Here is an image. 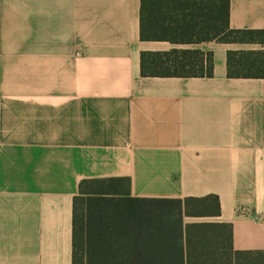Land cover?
<instances>
[{
  "label": "crops",
  "instance_id": "0c3cea01",
  "mask_svg": "<svg viewBox=\"0 0 264 264\" xmlns=\"http://www.w3.org/2000/svg\"><path fill=\"white\" fill-rule=\"evenodd\" d=\"M230 26L264 30V0H230ZM173 48L212 51L214 75L142 76V51ZM230 50L264 43L142 40L141 0H0V264H73L80 183L109 177L264 251V78L229 77ZM210 195L219 215L185 213ZM183 226L156 264L218 254Z\"/></svg>",
  "mask_w": 264,
  "mask_h": 264
},
{
  "label": "trees",
  "instance_id": "16d2710c",
  "mask_svg": "<svg viewBox=\"0 0 264 264\" xmlns=\"http://www.w3.org/2000/svg\"><path fill=\"white\" fill-rule=\"evenodd\" d=\"M141 38L264 43V30L232 28L230 0H141ZM227 66L229 77L264 78V50H230ZM214 68L212 51L173 48L141 53L145 77H211ZM130 187L129 177L81 181L74 199L73 264H156L159 257L152 250L169 246L168 231H183L180 217H168L181 214V199L133 197ZM185 213L219 215V198H188ZM184 231L188 249L219 250L215 255L188 254L189 264H264V251L234 250L229 223H189Z\"/></svg>",
  "mask_w": 264,
  "mask_h": 264
}]
</instances>
